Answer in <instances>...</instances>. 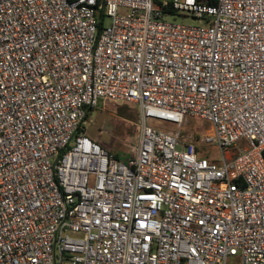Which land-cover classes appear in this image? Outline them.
I'll use <instances>...</instances> for the list:
<instances>
[{
  "label": "built area",
  "instance_id": "2783aa9c",
  "mask_svg": "<svg viewBox=\"0 0 264 264\" xmlns=\"http://www.w3.org/2000/svg\"><path fill=\"white\" fill-rule=\"evenodd\" d=\"M103 101L127 160L86 133ZM234 257L264 264V0H0V264Z\"/></svg>",
  "mask_w": 264,
  "mask_h": 264
},
{
  "label": "rangeland",
  "instance_id": "374dc122",
  "mask_svg": "<svg viewBox=\"0 0 264 264\" xmlns=\"http://www.w3.org/2000/svg\"><path fill=\"white\" fill-rule=\"evenodd\" d=\"M165 20L191 26L201 25V20L192 16L174 15L165 18ZM110 25L111 19L107 18L104 27L108 28ZM116 109L113 112L107 107H99L94 110L89 118L86 133L91 139L99 140L107 146L106 148L109 147L108 149L111 152H118L123 159L131 155L133 157L135 153L134 149L137 145L134 129V125L138 122L136 109L122 105ZM164 128L168 131L178 129L172 125H166ZM182 129L186 139L196 143L199 149L203 150V154L206 155L209 149L203 143L202 137L212 131L211 126L199 120L188 119L183 124ZM215 151L216 148L213 147L212 153ZM238 262L239 257H234L230 260L229 264H238Z\"/></svg>",
  "mask_w": 264,
  "mask_h": 264
},
{
  "label": "crops",
  "instance_id": "0c3cea01",
  "mask_svg": "<svg viewBox=\"0 0 264 264\" xmlns=\"http://www.w3.org/2000/svg\"><path fill=\"white\" fill-rule=\"evenodd\" d=\"M110 103H111V102H109V101H103V102L99 105V107H107V108L110 109L112 112L115 111V109H116L117 107H121V104H114V103H112V104L115 105V106H114V105L112 106V104H110ZM122 106H123V105H122ZM99 107H98V108H99ZM111 107H112V108H111ZM115 107H116V108H115ZM95 110H96V109H95ZM116 111H117V109H116ZM92 112H93V111H92ZM92 112H91V114H92ZM91 114H90V116H91ZM117 118H118V117H117ZM96 141H99V140H96ZM99 142H100V141H99ZM100 144L103 145L105 148L107 147L106 145H104V144L101 143V142H100ZM108 148H109V147H108ZM108 148H107V149H108ZM108 150H110V149H108ZM134 150H135V149H134ZM110 151H111V150H110ZM116 152H117V151H116ZM114 154H116L117 158L120 159V160H127V159H129V158L132 156V155H131L130 157H128V158H124V159H123L122 156H121L118 152H117V153H114Z\"/></svg>",
  "mask_w": 264,
  "mask_h": 264
},
{
  "label": "trees",
  "instance_id": "16d2710c",
  "mask_svg": "<svg viewBox=\"0 0 264 264\" xmlns=\"http://www.w3.org/2000/svg\"><path fill=\"white\" fill-rule=\"evenodd\" d=\"M101 2H102V0H99V3H101ZM100 17H101V19L104 17L103 14H102V11H101ZM102 29H103L102 28V23H100V30H102Z\"/></svg>",
  "mask_w": 264,
  "mask_h": 264
}]
</instances>
